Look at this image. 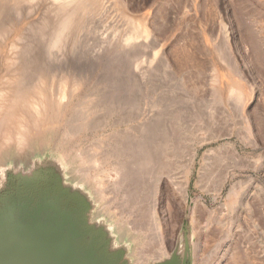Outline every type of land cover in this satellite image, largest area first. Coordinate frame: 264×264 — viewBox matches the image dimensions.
Instances as JSON below:
<instances>
[{"label": "rangeland", "instance_id": "obj_1", "mask_svg": "<svg viewBox=\"0 0 264 264\" xmlns=\"http://www.w3.org/2000/svg\"><path fill=\"white\" fill-rule=\"evenodd\" d=\"M123 1L132 18L146 24L149 36L140 48L133 41L129 62L117 50L104 55L93 70L85 69L82 75L89 79L80 92V97L97 92L90 99L109 107L105 110L111 118L79 144L59 143L58 137L47 155L24 167L32 170L30 175L10 170L0 185V241L38 217L46 221L48 212L39 216L38 211L50 205L68 213L66 226L77 232V247L92 250L101 264H167L188 237L191 246L182 264H264V0ZM112 2L86 23L108 24L107 30L119 39L130 28L117 0ZM43 15L36 11L23 23L19 16L12 22L22 31L28 23L50 20ZM234 88L241 90L242 100ZM100 136L111 144L106 148L117 144L111 150L126 142L129 146L124 154L113 151V170L109 164L98 169L117 175L110 193L102 197V191L93 204L96 212L89 214V200L72 198L55 181L54 165ZM200 140L189 197L183 199L178 189ZM159 179L162 216L174 234L167 258L154 255L160 249L151 195ZM81 186L84 191L90 187ZM198 200L207 205L206 211L197 206ZM199 236L205 242L195 259L193 243ZM144 246L151 255L142 261L137 249Z\"/></svg>", "mask_w": 264, "mask_h": 264}, {"label": "bare ground", "instance_id": "obj_2", "mask_svg": "<svg viewBox=\"0 0 264 264\" xmlns=\"http://www.w3.org/2000/svg\"><path fill=\"white\" fill-rule=\"evenodd\" d=\"M108 2L111 3V0H107L106 3ZM106 3L105 0H0V184L6 181L10 170L18 176L30 175L32 170L30 172L24 167L30 162L34 163L41 155H47L49 146L58 137H60L59 143L68 144L74 141L79 144L87 132L103 126L111 118L105 110L109 107L102 108L101 105H96V101L99 100L97 96L96 101L94 96L92 100L90 99L92 94L90 92L89 95L86 92L80 97L81 89L89 79L85 77L87 75L82 74L85 69L89 71L98 66L104 55L111 56L120 51L122 53H119L120 57L123 55L127 57L132 51L133 41L138 42L139 48L143 47L144 41L149 36V30L142 21L131 17L123 0L116 2L120 14L130 28L129 32L125 31L123 37L116 39L114 33L107 30L108 24L98 27L101 25L93 26L94 24L86 23V18L92 13L105 9ZM36 11L43 12L42 19L48 16L50 20L41 23L27 22L25 30L17 31L16 23L12 22V19H17L19 16L22 22L24 18L35 17ZM8 19L9 23H7ZM54 19L56 21H53ZM52 22H55L54 26ZM21 26L22 24L19 27ZM98 28H102L101 33H98ZM104 31H107L105 35ZM128 57L122 60H128ZM233 93L238 99H243L240 89L234 88ZM110 135L105 134L104 137L108 138ZM103 139L101 136L94 139L93 143L97 144L96 146L86 144L70 159L64 158L67 160L54 165L57 180L65 188L64 192H69L71 196L73 194L75 198H86L87 201H92V204L98 201L102 191L104 192L102 197L110 193L108 188L115 182L117 174L115 170L112 171L111 166L113 151L117 149L124 154L129 146L126 142L121 148L119 146L111 150L117 144L110 149L106 148L111 144L107 145L108 142ZM203 141L200 140L194 145L184 179L180 183L178 190L183 199L189 197L190 175L198 154V145ZM92 153L93 155L90 156ZM113 156L115 157L116 153ZM145 159L148 161V156ZM107 164L112 170L107 169L105 173L98 172L99 168H104ZM83 182L90 185L86 191L81 186ZM162 183V179H159L152 190L151 219L153 233L157 237L160 249L154 255L167 258L172 248L171 236L174 234H170L172 230L166 224L165 215L162 216L164 214L161 206ZM171 183L174 186V183ZM198 205H202L205 211L208 208L201 200H198ZM97 208L93 205L90 214H94ZM201 238L199 236L197 242L195 240L193 243L195 259L202 249L200 247L204 240L201 241ZM190 246L191 238L182 240L171 257L172 262L167 264H176L175 262L182 264L187 257L186 250H189ZM148 250L149 247L146 246L137 249V254L143 255L142 261L150 257ZM207 252L209 253V250ZM128 256L134 257L132 252ZM58 264H61L60 260Z\"/></svg>", "mask_w": 264, "mask_h": 264}, {"label": "water", "instance_id": "obj_3", "mask_svg": "<svg viewBox=\"0 0 264 264\" xmlns=\"http://www.w3.org/2000/svg\"><path fill=\"white\" fill-rule=\"evenodd\" d=\"M46 206L38 211L39 216L41 211L48 212L46 221L38 217L0 241V264H58L59 260L61 264H101L92 250L77 247V232L66 226L68 213Z\"/></svg>", "mask_w": 264, "mask_h": 264}, {"label": "flooded vegetation", "instance_id": "obj_4", "mask_svg": "<svg viewBox=\"0 0 264 264\" xmlns=\"http://www.w3.org/2000/svg\"><path fill=\"white\" fill-rule=\"evenodd\" d=\"M9 176H10V173L8 174V177H7V179H6V181L4 182V183H2V184H0L1 186H3L6 182H7V180L9 179ZM57 177V176H56ZM58 178V177H57ZM55 181L58 183V184H60V185H62L61 184V182H59L57 179H55ZM64 188V187H63ZM63 195H64V193H62ZM62 196V195H61ZM72 198H75L76 196H71ZM75 199H83V198H81V197H78V198H75ZM89 209L87 210L88 211V213L90 214L91 212H92V210L91 209H93V204L89 201ZM91 207V208H90Z\"/></svg>", "mask_w": 264, "mask_h": 264}]
</instances>
